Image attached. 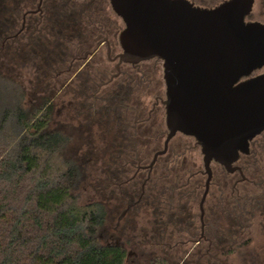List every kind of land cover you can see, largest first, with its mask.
<instances>
[{"label": "rangeland", "instance_id": "1", "mask_svg": "<svg viewBox=\"0 0 264 264\" xmlns=\"http://www.w3.org/2000/svg\"><path fill=\"white\" fill-rule=\"evenodd\" d=\"M190 1L201 7H214L221 0ZM104 8V13L85 14L82 37L77 36L71 46L68 44L71 51L69 56H84L95 48L100 40V30L108 32L113 55L121 51L118 40L124 23L113 12L109 0L104 1ZM64 50L67 52V48H50L48 68L52 67L51 70H47L43 64L28 61L31 56L28 51L20 50L18 64L11 56L0 58V99L6 108L20 106L29 112L38 109L44 98L53 99L50 129L59 130L69 137L62 158L73 161L80 168L74 190L78 204L102 203L107 210L106 224L99 235L100 243L123 247L127 254L126 264H156L161 259L168 264H264L262 205H256L258 207L255 209L242 203L243 207H248L242 216L256 219L247 231L238 234L239 228L231 218L241 214L235 210V203L229 196L225 202L220 200L217 187L212 188L213 194L207 199L201 218L200 201L206 176L198 175L187 190L172 192L177 176L180 183H185L191 173L204 171L203 155L193 138L178 134L172 139L169 152L160 157L154 166L146 199L124 213L126 206L121 196L128 192L131 185L120 188L119 183L130 178L135 169L128 168L129 172L117 174L115 163L118 160H108L107 149L118 138L106 132L102 125V121L106 120L100 113V108L105 105L104 100L111 102L115 99L112 93L117 84L108 85L97 92L98 86L115 72V66L107 60L106 46H102L95 56L81 64L80 69L72 68L69 74L60 75L69 66L71 58L67 62H59ZM140 71V75L132 71L135 82L130 79L120 82L124 94H130L121 103L140 109L139 120L147 117L157 96L166 98L163 62H144ZM261 73H264V68L256 74ZM64 81H67V85L61 91ZM127 108L122 109V119L126 120L127 126H133L135 114ZM105 125H109L107 121ZM123 126L125 141H128L133 130L126 128L125 124ZM135 130L140 143L141 164L147 165L154 153L164 146L168 131L164 106L156 108L149 123L136 124ZM260 166L262 170L259 176L264 178V164ZM212 169L216 182H221L224 171L214 163ZM146 176L147 172L141 173L137 179L138 186ZM194 186H198V191L193 194L190 190ZM253 192L256 196H264V187ZM137 200L133 199L132 202ZM260 201L264 203V199ZM202 226L207 239L201 238Z\"/></svg>", "mask_w": 264, "mask_h": 264}, {"label": "water", "instance_id": "2", "mask_svg": "<svg viewBox=\"0 0 264 264\" xmlns=\"http://www.w3.org/2000/svg\"><path fill=\"white\" fill-rule=\"evenodd\" d=\"M110 4L124 23L120 63L163 62L168 133L164 148L144 168L154 166L177 134L194 138L207 175L202 218L212 164L234 173L250 141L264 132V73L256 74L264 68V24L246 22L254 0H227L213 8L190 0Z\"/></svg>", "mask_w": 264, "mask_h": 264}, {"label": "trees", "instance_id": "3", "mask_svg": "<svg viewBox=\"0 0 264 264\" xmlns=\"http://www.w3.org/2000/svg\"><path fill=\"white\" fill-rule=\"evenodd\" d=\"M82 33L68 31L66 41L71 46ZM116 94L100 108L109 124L102 121L106 132L118 138L106 153L109 161L118 160L116 166L134 168L142 161L140 143L125 141L123 97ZM52 114L50 98L32 112L20 106L6 108L0 99V264H126L124 248L100 243L105 205L78 204L74 190L80 168L62 158L69 137L50 129ZM129 127L135 131V125ZM179 180L178 192L187 190L181 188L186 182ZM130 194L127 201L137 199L140 187L137 191L133 187ZM156 264L168 263L161 259Z\"/></svg>", "mask_w": 264, "mask_h": 264}, {"label": "flooded vegetation", "instance_id": "4", "mask_svg": "<svg viewBox=\"0 0 264 264\" xmlns=\"http://www.w3.org/2000/svg\"><path fill=\"white\" fill-rule=\"evenodd\" d=\"M104 1L105 0H0V58H8L9 56H11V59L14 61V63L18 64V60L20 58V50L24 51L25 53H27L26 51H28V53H30L31 55L30 60L28 61H32L31 63L37 65L43 64L47 70H51L52 67L48 68V63H50L51 60L50 48H67L68 42L66 41V33L68 31L80 33L83 30V13L87 15H92L93 13L95 14L101 12L104 13L103 11L106 10L104 8ZM225 1L227 0H221L219 4ZM256 8L257 12L255 13ZM246 22H260L264 24V0H254L252 12L246 17ZM57 34L58 36H56ZM109 38L110 37L108 32L100 30L99 43L95 48H93L91 51H88L84 56L81 54L69 56L71 51L69 49H67V52L66 50H64V56L62 58H59V62H67L68 59L70 57L71 58L68 61L69 66L65 68L60 75H67V73L69 74L73 70L72 68L77 69L79 67L80 69L82 63L88 61L89 58L95 56L100 51L102 46H106V58L110 63L114 64L115 72H113L107 80H105L98 86L97 92H100L104 87L108 85L117 84V87L113 89L112 95L118 93L116 95L123 97L122 101H125V96L130 97V94H124V90L121 85L122 83L120 82H127V80L129 79L135 82L136 77H134L132 71H136L137 75H140L141 64H143L144 62L135 65L129 63H120V59L117 56L122 52V49L119 53L113 55L112 44ZM127 68L128 70H126ZM66 85L67 81H64V83L61 85V91ZM52 100L53 99H51V103L53 102ZM162 100H164V98L157 96L155 98V103L153 104V107L149 110L147 114V117L141 120H139V115L141 112L140 109L131 107L129 108L128 105H122V109H124L123 107H128L127 109L132 110V112L135 114L134 129H136V124H147L152 120L156 108L160 105L164 106L162 104ZM104 101H107L108 103L110 102V100ZM95 112H97V109H95ZM126 128L130 127L126 126ZM135 131L133 132V134H130L128 136V141H130V139H133L138 142V135ZM183 136L188 137L185 135ZM170 142L168 144L167 152L164 155L169 152ZM160 150L162 149H159L156 152ZM158 159L156 163L158 162ZM156 163L154 164V166L156 165ZM149 164L143 165L140 162H138L137 165L134 164L133 167L135 169V172L133 173V175L125 181H121L119 183L120 188H122L124 185L125 187L129 188V185H131L130 188L134 187L135 191H137L139 187L141 189V194L138 197L137 202H126L131 196L130 193L132 189L129 188L128 192L122 194L121 199L123 201V204L125 203L126 206L124 213H127L131 208L135 207L138 203L142 201V196L145 193V187L147 183L151 181V175L154 169V166L152 168H144ZM261 164H264V132H262L260 135L256 136L250 141L249 153L240 155L238 161L235 163V166L238 169L234 173H229L224 167L216 164L221 168V170L224 171V179L221 182L218 181L217 183V178L215 177V173L212 169V178L205 203L207 199L213 194V187H217L219 197L222 202H225V199H227L229 196L231 201L235 203V210L241 214L237 218H231V220L233 219V221L239 228L238 234H242L243 232L247 231L251 224H254V219H256L249 217L246 218V216H242L244 210L246 212L248 208L246 206L243 207L242 203L247 206L249 205V208L252 207L256 209L258 207L256 205H262L264 208V203L260 201L264 199V196H256L253 192L255 190L257 191V189H261L264 187V178L263 176H259V173L262 170L260 169ZM115 168V170H117V174H120L121 172H129L128 168L125 167V165L116 166ZM142 172H147V176L145 180H143L142 183L139 184L141 186H138L137 179L141 177ZM201 174L202 176H206L207 180V175L205 174V171L193 172L189 175V178L186 180V183L183 184L181 188H189L191 186V181ZM178 177L179 176L175 178L176 183L178 181ZM258 178H261L260 182L258 181ZM113 184H115V182H113ZM171 190L172 192L176 193L179 191V186H174ZM197 191L198 186H194L193 189L190 190V192H192L193 194ZM228 191H230L229 194ZM255 200H258L259 202H254ZM223 212L226 215V209H224ZM262 228L264 229V223L262 224ZM202 231L203 233L201 234V238L207 239L205 237V228L202 227Z\"/></svg>", "mask_w": 264, "mask_h": 264}]
</instances>
